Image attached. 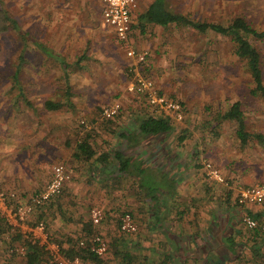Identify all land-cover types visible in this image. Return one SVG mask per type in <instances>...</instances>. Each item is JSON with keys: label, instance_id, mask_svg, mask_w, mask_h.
I'll use <instances>...</instances> for the list:
<instances>
[{"label": "rangeland", "instance_id": "rangeland-1", "mask_svg": "<svg viewBox=\"0 0 264 264\" xmlns=\"http://www.w3.org/2000/svg\"><path fill=\"white\" fill-rule=\"evenodd\" d=\"M149 1L141 0L133 16L142 12ZM64 2L75 8H64ZM169 7L197 21L227 24L240 16L255 29H264V0H169ZM0 9L16 20L21 31L28 33L22 39L12 28L0 32V133L4 134L0 135V145L11 150L5 147V172L16 171L9 177L28 187L33 183L44 185L52 167L63 161H68L79 174L80 179L71 178L73 192H66L61 201L49 207L52 210L45 218L49 229H61L56 234L60 239L89 222V209L93 206L88 198L89 186H100L85 182L91 180L89 172L97 168H91L77 155V144L86 139L99 157L108 155L119 142L118 132L132 128L145 115L144 106L127 91L133 68L125 52L109 31L96 30L100 26L97 0H0ZM63 9L68 11L67 20ZM134 21L132 38L136 45L142 43L148 50L147 68L141 69L142 73L153 79L163 93L183 104L184 119L173 121L172 131L165 135L166 143L174 148L183 146L184 150V140L178 141L182 135L193 150L192 158L215 161L223 133L222 120L216 117L230 107L234 97L241 101L245 117L255 111L264 114V97L250 94L254 84L246 61L235 54L234 43L218 33H199L190 27L169 25L157 31L151 28L149 32L150 28L145 26L147 33L143 34L137 20ZM248 40L259 53L264 82V39L248 36ZM36 43L61 54L69 64V104L60 63ZM92 47L97 52L88 56L86 53ZM23 49L24 62L19 68L22 97L13 86L12 75ZM46 101L58 102L59 107L49 110L44 105ZM113 102L121 105L119 115L105 119L103 108ZM131 137L124 141L131 142ZM157 139H143L139 146L142 158L149 157L144 149H149ZM168 147L170 155L173 147ZM15 189L23 199L22 194L31 191L19 186ZM1 227L0 264H23V255L9 254L11 247L20 244L17 233L5 223Z\"/></svg>", "mask_w": 264, "mask_h": 264}, {"label": "crops", "instance_id": "crops-1", "mask_svg": "<svg viewBox=\"0 0 264 264\" xmlns=\"http://www.w3.org/2000/svg\"><path fill=\"white\" fill-rule=\"evenodd\" d=\"M152 1H149L146 8ZM97 4L100 10L98 17L100 26L97 27V32L103 28L115 39L113 30L103 23L101 0H97ZM139 5L140 2L138 7ZM63 7L75 8L69 2H64ZM133 13L130 42L136 49L148 52L142 43L137 44L138 47L132 38L136 23L134 20H137L138 25L137 17L140 14L135 17ZM63 14L65 16L68 11L63 9ZM145 26L150 28L148 32L152 30L151 28L157 31L166 27L155 23H144L143 27ZM143 27L140 30L146 34L147 31ZM98 36L101 38V35ZM84 40L86 42L87 39L84 38ZM115 41L125 52L123 45L116 39ZM93 48L86 53L88 56L97 52V49ZM55 54L63 57L61 54ZM77 62L78 60L74 64ZM146 63L147 60L141 64L140 68L145 70ZM61 67L64 73L69 64L65 70L62 65ZM130 67L133 68L131 61ZM66 86L69 90L71 89L68 76L67 80L64 79L65 90ZM65 99L67 101L66 96ZM233 100L235 102L239 98L234 97ZM54 103L58 104V102ZM58 107L59 104L52 109L46 108L53 110ZM240 109L243 131L247 133L244 140L240 137L241 129L235 119H222L220 115L224 112L216 117L218 121L222 120L223 133H220L221 145L216 149L217 159L211 163L219 169L227 185L205 176L203 161L192 158L193 150L186 145L185 139L182 142L185 146L183 150V146L174 148L175 146L168 145L165 136L159 137L154 145L144 149V152L146 150L145 153L149 154V157L146 155V159L142 158L138 143L130 144L124 141V139L127 140V136L136 138L138 130L133 127L118 132L125 134L126 138L117 134L119 142L103 158L99 157L95 148L88 143L90 147L88 153L91 154L88 157H81L87 161L88 166L97 170L90 171L91 180L85 182L100 183V186H89L88 198L93 206L100 207L105 213V219L97 230L106 239L108 250L98 260H88L85 263L82 260L81 264H216L220 262L258 264L264 249V232L259 227L248 228L242 221V215L252 216L258 224L264 223V203L244 206L237 204L236 186L252 185L264 180V114L261 111H255L247 118L242 107ZM0 135L4 134L0 133ZM141 142L143 140L140 144ZM168 146L173 147L170 155H167ZM236 146L238 149L235 148ZM5 147L7 148L6 145L4 147L0 145L3 149L2 151L0 149V182L2 186L4 185L3 187L13 191H16L15 187L18 186L31 189L29 192L28 189H23L27 192L22 194L24 199H21L26 201L41 191L49 180L41 186H37V183L31 184V187H28V184L18 185L19 182L15 178L9 177L16 171L11 174L5 172V165L7 166L5 153L7 149L10 150ZM117 150L127 156H133L132 163L140 166L141 171L134 176L115 172V164L118 163L113 160V153ZM61 163L65 165L70 175L61 193L62 199L66 192H73L72 179L79 178V174L74 171L68 161ZM59 201H61L60 198L55 203ZM55 203L49 207H53ZM43 209L46 215L48 210H52L47 206ZM127 212L131 213L138 225V230L132 234L122 233L119 230V219ZM34 218H37V213L34 214ZM55 230L50 229L55 235L61 231V229H57V232Z\"/></svg>", "mask_w": 264, "mask_h": 264}, {"label": "built area", "instance_id": "built-area-1", "mask_svg": "<svg viewBox=\"0 0 264 264\" xmlns=\"http://www.w3.org/2000/svg\"><path fill=\"white\" fill-rule=\"evenodd\" d=\"M141 0H101L102 20L104 25L112 29L115 39L123 45L126 57L132 62L133 76L127 83V91L139 94L150 108V112L165 114L173 121L181 122L184 119L182 104L173 97L160 92L153 79L145 76L141 71V64L145 63L147 51L136 49L130 42L132 31V13ZM121 109L119 102H113L103 108L105 119H113ZM204 174L207 178L227 185L219 169L210 161L203 162ZM70 175L63 163L55 164L50 173L49 181L41 191L26 201H22L16 191L6 189L0 182V218L3 223L17 233L22 239H30L37 243L44 251L47 264H81L78 254L65 255L58 241L50 238L46 224L34 218L35 209L44 205L52 197L62 193L64 185ZM236 203L247 204L264 203V180L252 185L236 186ZM89 219L92 226L97 228L105 219L104 211L97 206L89 209ZM243 223L250 229L259 227L264 232V223L258 224L255 218L248 214L242 215ZM119 230L122 233L132 234L138 230V225L131 213H124L119 219ZM20 244L10 248V253L24 255L25 247ZM79 246L98 258L103 257L108 250V243L98 231L87 235L79 241ZM216 264H234L220 262ZM258 264H264V249Z\"/></svg>", "mask_w": 264, "mask_h": 264}, {"label": "trees", "instance_id": "trees-1", "mask_svg": "<svg viewBox=\"0 0 264 264\" xmlns=\"http://www.w3.org/2000/svg\"><path fill=\"white\" fill-rule=\"evenodd\" d=\"M138 25L139 27H143L144 23H155L161 26H167L169 24L181 25L190 27L191 29L204 33L207 31H212L218 33L220 35L226 36L230 39L231 42L235 45V54L246 61V67L254 84L253 88L250 90V94L254 96L264 97V83L262 70L260 67V57L256 48L249 42L248 36H253L256 39H264V29L257 30L252 27L246 19L243 17H235L227 24H221L217 22L211 21H197L189 16L172 11L169 7V0H153L144 12L138 15ZM8 28L14 29L20 37L23 39L26 33L21 31L18 23L15 19H12L8 16L4 9H0V32L7 30ZM37 46L46 54L51 57H54L64 68L67 67V62L65 59L40 43H36ZM24 62V49L20 52L18 57V65L12 75L13 86H15L20 96H24L23 91L19 84V68L22 66ZM67 72L64 71L63 78L67 80ZM161 92V91H160ZM135 95V98L139 102V104H143L144 106V114L143 117L139 119L132 127L135 130H138L136 138H132V142L130 144L138 143L140 145V141L145 138H159L161 136H165L170 133L173 129L172 124L173 120L165 114L155 113L154 111L150 112L149 106L146 104L144 99L137 93H132ZM72 95L69 87L66 86L65 96L67 98L68 104L70 103L69 98ZM176 99V98H174ZM178 100V99H176ZM179 101V100H178ZM181 103V101H179ZM182 104V103H181ZM45 106L47 108H55L58 106L57 103L46 101ZM183 106V104H182ZM241 102L239 100L233 102L229 109H227L224 113L220 115L222 119H235L238 123L240 130V137L244 140L247 137V133L243 131V121H242V112H241ZM184 110V109H183ZM118 116V115H117ZM116 116V117H117ZM115 118V117H114ZM113 118V119H114ZM111 120V119H110ZM129 132V131H128ZM119 136L126 138L125 134L118 133ZM128 137V136H127ZM184 137L182 135L178 136V141L182 142ZM90 150L88 141L83 139L76 146V153L79 156L88 157L90 156L88 153ZM106 154L102 155V158L105 157ZM133 156L122 154L121 151L117 150L113 153V160H115L118 164L116 165L115 172H123L124 174L136 175L137 172L141 171V167L135 163H132ZM134 158V157H133ZM137 158V157H136ZM135 158V159H136ZM61 194L52 197L49 201H47L44 205L39 206L35 209V213H37L36 220L46 221L44 216L46 215V211H44V207L51 206L55 201L60 198ZM47 222V221H46ZM0 224H4L3 220L0 218ZM47 230L49 232L50 238L59 242L62 248V252L65 255L71 256L78 254L82 260H98V257L94 254L89 253L87 250L81 248L79 246V241L86 237L87 235L93 233L95 231L94 227L91 224L89 219L88 223H84L81 228H78L75 232L69 233L68 235H64L62 238L58 239L55 233H51L48 222L46 223ZM97 231V230H96ZM20 239L21 237L17 234L16 239ZM22 245L25 247V264H47L46 257L44 251L37 245L36 242L30 239H22ZM10 251V250H9ZM14 252L9 254H13Z\"/></svg>", "mask_w": 264, "mask_h": 264}]
</instances>
